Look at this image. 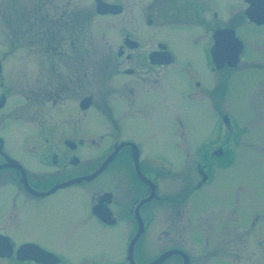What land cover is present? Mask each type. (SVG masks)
<instances>
[{"label": "flooded vegetation", "instance_id": "obj_1", "mask_svg": "<svg viewBox=\"0 0 264 264\" xmlns=\"http://www.w3.org/2000/svg\"><path fill=\"white\" fill-rule=\"evenodd\" d=\"M234 1L237 2L226 4L223 13L221 8L225 0L22 2L19 8L22 32L27 35L28 24L33 23L29 30L32 45L37 47L39 55L53 58L51 61L40 58L37 63L40 73L43 65L51 66L47 75H38L35 90H31L37 104L41 107L57 106L70 97V104L75 105L74 99L78 98L79 116H86V112L96 106L111 128L110 132L115 133L105 134V143L94 160H83L80 156L82 148L95 144L94 138L68 135L51 140L49 135L41 139L38 151H34L33 142L28 141L25 152L33 157L31 164L36 165L33 168L13 155L6 139L0 137V187H11L16 192L12 196L13 205L18 200L24 204H40L61 190L82 188L89 194V217L102 228L119 229L125 234L117 254L111 253L116 247L112 244L108 259L102 256L92 264H152L170 251L182 254H172L159 264H198L199 260L193 262L185 251L186 239L192 234L185 227L193 221L192 199L213 182L211 171L214 165L224 169L234 165L235 147L242 144V136L247 131L244 125L235 122L236 118L229 110L220 106V100H225L230 93L229 82L234 75L259 68L262 78L264 72V47L260 52L262 57L249 58L248 50L257 46L248 49V41L241 34V28L245 26L264 28V0ZM29 3L31 9L24 10ZM33 17L36 22L31 19ZM94 18L103 21L102 28L93 29ZM89 29L100 34L99 43L85 42ZM58 33H65L62 41H58ZM54 56L59 58L54 60ZM59 63L64 66V71H60L65 73L61 78L56 68ZM178 82L184 83L181 93H186L187 101L205 102L208 111L215 116L209 138L187 148L192 152L187 158L192 156L188 161L193 162L194 180L190 186L171 194L169 189L160 190L157 179L158 173L165 170L151 168V160L142 159L139 142L124 134L123 118L131 114L130 108L139 98H151L155 93L161 98L159 104L162 107H159L165 114L172 105L174 92L178 91ZM0 88V100L3 97L1 110L8 104V95L6 87ZM85 99L90 100L86 106ZM115 100L122 106L119 113L114 107ZM42 110L39 109L38 116L43 115ZM52 111L54 109L49 112ZM71 114L69 108L64 114L70 122L74 118ZM49 116L52 120L53 116ZM42 119L35 130L57 129L58 124L69 126L61 120L51 123V127L49 119L45 117L47 123ZM175 124L184 129L178 113L175 114ZM221 140L223 146H215ZM165 173L169 177L170 172ZM85 177L89 178L70 183ZM154 203L164 211L157 227H162L161 235L168 248L141 261L138 253L141 243L148 229L156 226L154 209L150 208ZM261 211L258 231L260 238L264 239V209ZM256 224L254 216L241 225L247 229L252 225V233H255ZM220 230L219 244L214 235L217 249L224 245L229 264H234L235 237L225 236L226 231ZM246 235L247 238L252 236L251 233ZM212 254L214 256L209 260L213 258L215 262L211 264H215L221 255L216 251ZM71 261L63 253L48 249L34 239L18 241L0 228V264H71Z\"/></svg>", "mask_w": 264, "mask_h": 264}, {"label": "rangeland", "instance_id": "obj_2", "mask_svg": "<svg viewBox=\"0 0 264 264\" xmlns=\"http://www.w3.org/2000/svg\"><path fill=\"white\" fill-rule=\"evenodd\" d=\"M24 1L36 0H0V62L3 70V74L0 73L3 76L0 78V87H6L8 95V104L0 110V137L6 139L8 150L12 154L23 159L28 165L33 158L25 152L28 141L33 142L31 147L38 151L41 139L49 135L51 140L68 135L75 138H94V145L80 150L83 160H94L105 143V134L110 136V133H115L110 132L111 128L107 126L99 109L92 106L86 116H79L78 98L74 99L75 105L70 104L69 97L63 103L60 101L57 106L41 107L31 95V90H35L38 75H47L51 68L45 64L40 73L37 68L39 59L51 61L53 58L39 55L37 47L32 45L31 33L27 31L26 35L22 32L23 22L19 8ZM231 1L237 2L225 0V5L221 8L222 13L226 12V4ZM30 9L31 3L24 7V10ZM93 23L94 30L102 28L103 21H96L94 18ZM108 24L113 26L112 23ZM241 32L248 41V49L257 46L256 49L248 50V57H262L260 52L264 47V28L245 26L241 28ZM86 33L85 42H100V34L91 29L86 30ZM62 36H65V33H62ZM55 58L59 57L54 56V60ZM56 68L60 78L65 76V73L60 71H64V66L59 63ZM260 72L259 68H250L231 77L230 93L225 100H220V106L229 110L235 116V122L244 125L247 131L242 136V144L235 150L234 165L226 169L214 165V170L211 171L213 182L198 191L192 199L193 221L188 227L185 226L192 234L186 239L185 251L190 254L193 262L199 260L198 264H211L213 258H209L214 256L212 253L215 251L221 255L215 264H229L225 246L217 249L221 228L226 231L225 236L235 237L234 264H262L264 258V239L260 238L258 231L261 210L264 209V72L262 78ZM176 85L178 91L174 92L172 105L165 114L160 108L161 98L155 93L151 98H139L130 108L131 114L123 118L124 134L139 142L143 152L142 159L151 160V168L170 172L169 177L165 176V171L159 172L157 179L160 190L169 189L171 194L190 186V182L194 180L193 162L188 161L192 160V156L187 158L192 152L187 148L189 145L192 148L202 139L209 138L215 116L208 111L205 102L187 101L186 93H181L184 83L178 82ZM24 94H27L26 97ZM97 99L99 103V96ZM64 104L67 106L62 108ZM114 107L117 113L122 110L117 100L114 101ZM40 108H43V115L38 116ZM68 108L74 116L71 122L64 116ZM53 109L54 112L50 113ZM173 110L180 115L184 129L175 124L177 113ZM49 114L53 116L52 120ZM41 118L50 124L64 120L69 126L58 124L57 129L35 130ZM50 126L52 127V124ZM226 133L227 131L224 134ZM223 144L224 141L221 140L215 146L222 147ZM31 166L36 167L34 163ZM15 193L11 187H0V228L8 231L18 241L34 239L44 247L71 258V264H92L102 256L108 259L112 244L116 247L111 253H118L117 248L121 246L124 232L102 228L89 217V194L84 189L71 187L61 190L40 204H24L18 200L14 206L12 196ZM150 208L154 209L153 219L156 226L154 228L152 225L148 229L141 243L142 250L139 248L138 251L141 261L149 260L168 248L164 244V236L161 235L162 227H157L164 217V211L158 203L151 204ZM254 216L257 219V231L252 233V225L247 229L241 224H246ZM250 233L252 236L247 238L246 234ZM214 235L218 244L215 243ZM190 240L192 241L189 242Z\"/></svg>", "mask_w": 264, "mask_h": 264}, {"label": "water", "instance_id": "obj_3", "mask_svg": "<svg viewBox=\"0 0 264 264\" xmlns=\"http://www.w3.org/2000/svg\"><path fill=\"white\" fill-rule=\"evenodd\" d=\"M89 99H85L84 100V105L86 106L88 103H89ZM89 177H85V178H80V179H74V180H72V181H70V183H76V182H79V181H81V180H83V179H88ZM148 199H150V198H148ZM148 201V200H147ZM142 203H144V202H141V204ZM174 253H179V254H181V252H178V251H170V252H167V253H165V254H163L159 259H157L154 263H152V264H159L160 262H162L166 257H168V256H170V255H172V254H174Z\"/></svg>", "mask_w": 264, "mask_h": 264}, {"label": "trees", "instance_id": "obj_4", "mask_svg": "<svg viewBox=\"0 0 264 264\" xmlns=\"http://www.w3.org/2000/svg\"><path fill=\"white\" fill-rule=\"evenodd\" d=\"M31 19H33L36 22V19H34V17L31 18ZM32 25H33V23L32 24H28V30L27 31L30 30V28H31ZM57 36H58V41H62L63 40L62 33H58Z\"/></svg>", "mask_w": 264, "mask_h": 264}]
</instances>
